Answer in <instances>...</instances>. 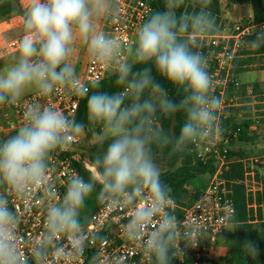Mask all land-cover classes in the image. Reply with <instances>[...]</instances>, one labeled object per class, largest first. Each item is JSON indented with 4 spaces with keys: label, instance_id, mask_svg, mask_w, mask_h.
<instances>
[{
    "label": "clouds",
    "instance_id": "9594fccd",
    "mask_svg": "<svg viewBox=\"0 0 264 264\" xmlns=\"http://www.w3.org/2000/svg\"><path fill=\"white\" fill-rule=\"evenodd\" d=\"M183 2L166 0L164 10L153 12L137 29L129 59L116 67L115 84L121 90L87 95L88 124L99 128L97 136L107 147L94 158L87 180L79 175L68 180L62 200L55 201V193L46 186L53 200L46 208L44 230L27 253L21 247L20 217L10 198L23 200L34 188L44 187L51 155L66 149L85 125L50 106L29 104L16 133L0 138V264L79 261L86 247L81 213L97 184L101 203L133 210L124 232L130 241H142L149 264H172L182 255L180 222L168 210L170 189L160 179L153 146L182 153L220 130V100L212 95L207 57L193 50L199 47L196 37L216 27L209 10L212 0H196L199 11L177 15ZM115 14L114 0H30L21 19L24 35L18 54L0 71V106L15 105L29 92L47 97L61 87L80 95L83 88L72 62L75 41L84 42L93 61H116L120 43L97 28L102 18ZM249 45L264 48V27ZM153 70L183 90L178 102L169 98ZM181 111L185 119L177 135L159 125L158 114L171 117ZM198 236L199 229L189 226L183 241L195 246ZM62 238L69 243L60 244ZM244 247L251 257L260 255L256 242L247 241Z\"/></svg>",
    "mask_w": 264,
    "mask_h": 264
},
{
    "label": "built area",
    "instance_id": "2783aa9c",
    "mask_svg": "<svg viewBox=\"0 0 264 264\" xmlns=\"http://www.w3.org/2000/svg\"><path fill=\"white\" fill-rule=\"evenodd\" d=\"M157 0H114L116 14L110 19H103L99 30L106 32L117 40L121 46V54L116 61L105 64L89 58L85 70L79 76L83 92L73 94L63 87L53 94L44 97L32 93L15 105L0 106V138H7L16 132L23 123L25 106L38 104L41 107H52L65 116L75 118L80 103L90 92L91 87L116 73L119 62L128 60V50L135 43L137 29L155 12ZM264 27V22L253 23L247 27H237L231 35L220 33L207 34L196 37L199 43L198 51H204L208 61L209 75L212 78V95L219 98L217 110L219 132H215L208 140L193 145L197 159L203 163L214 162L216 170L212 180L200 193L193 203L182 205L171 196L169 211L180 222V248L182 255L175 257L178 264H213V254L218 247V240L225 230L233 224L236 215V204L233 198V181L223 176L230 170L233 161L229 157L232 143L237 142L241 127L232 128V121L239 124L251 121L249 133L260 124L259 116H250L246 111L234 114V108L244 107L239 103L237 93L242 89L240 75L234 73L235 61L243 58L249 39L255 37V32ZM253 33V34H252ZM21 38L15 39L0 51V58L4 54L18 50ZM264 56V55H262ZM264 67V64H263ZM252 88L245 91L246 97L252 96ZM86 136L85 130L70 139L69 146L64 150H57L51 155L49 171L45 186H38L31 195L23 200L11 199V207L20 217L19 235L22 238V250L27 253L44 230L46 208L53 197L46 190L50 186L55 193V201H60L66 190L67 182L73 175L82 173L76 162L82 163L79 156L80 146ZM243 163V179L236 182L245 187L247 211L250 223L259 222V213L264 210L262 202L263 183L258 180L255 170L259 159L241 160ZM86 167V166H85ZM140 201L139 204H143ZM133 210L128 207L108 206L106 203L97 205L89 215L84 216L83 232L86 237L84 255L74 264H149L142 251V241H130L124 232ZM155 226V221H154ZM189 226L199 229L198 242L195 246H186L183 233ZM96 237L95 239L93 237ZM60 244H68L67 238H62ZM69 248L71 245L69 244ZM93 257H96L93 261ZM55 264H65L63 260Z\"/></svg>",
    "mask_w": 264,
    "mask_h": 264
},
{
    "label": "trees",
    "instance_id": "16d2710c",
    "mask_svg": "<svg viewBox=\"0 0 264 264\" xmlns=\"http://www.w3.org/2000/svg\"><path fill=\"white\" fill-rule=\"evenodd\" d=\"M20 1L21 0H7L3 3H0V13L4 17H7L16 12H20ZM222 1H226L228 5H251L253 23L256 24L264 22V0H212V4L210 5L209 10L211 11L212 15L217 18V22L219 20V16L221 15ZM165 3L166 0H157V2L155 3V11L164 10ZM197 11H199V5L196 0H184L183 4L176 10V14H191ZM210 33L214 34L215 32L212 31ZM254 38L255 37H251L249 41ZM193 50L197 51L198 49L194 48ZM245 55H264V48L245 51ZM245 65L246 64L244 58H237L235 61L234 73L237 75L243 74L245 71ZM153 75L167 89L170 99L178 102L183 97L184 92L182 89H178L176 86L169 84L166 80L156 74L155 70H153ZM115 80L116 73L110 75L102 82L97 83L99 85L98 89L93 85L87 95H90L93 91L97 90L106 92H115L121 90L116 86ZM243 87L244 89H246L245 86ZM86 100L87 96L84 97L80 103L76 120L84 123L86 137L89 140L97 135V133L99 132V128H94L93 126L88 124L86 116ZM184 119L185 114L182 111L177 112L174 116L171 117H164L158 114L159 125L171 135H177L179 133ZM251 124V121H245L241 124L232 121L233 129H236L238 127L242 128V131L240 132L238 138L239 142H252L254 140V136H249V128ZM105 148L106 146L103 149H100L98 154L102 153ZM153 153L155 157L162 158L167 162L170 171L166 174L161 175L160 179L163 184L166 185L168 189H170V195L175 199V201L182 205H185V202H183V198L188 194L187 186L192 182L198 180L202 175L212 176L216 170L213 161L203 163L199 159H197L192 144L189 145L187 149L182 153H171L170 147L161 149L153 146ZM233 156L234 154L231 150L229 152V157L232 159ZM75 164L80 169L83 178L87 180L90 176V171L85 167L83 163L76 162ZM230 166V170H234L235 173L228 176L230 172L229 170L224 174L223 177L229 181L234 182L232 185L233 198L235 200L237 212L235 218L233 219V226H235L236 224L237 225L234 227L231 233L223 236L222 244L227 249V254L225 256L219 257L218 259H213V264H264V210L259 213V222L257 224H259L260 226L250 223L251 219L247 211L245 187L241 184L236 183L243 179V163L241 161H238L235 163H231ZM99 191L100 185L97 184L95 191H93L91 196L87 199L85 207L82 210V223L84 221L83 217L93 212V210H95L97 205L99 204V200L97 199ZM199 193L200 192L193 196L190 203H193L198 198ZM262 202L264 204V190ZM247 241H254L258 244L260 248V255L258 257H251L245 250L244 245ZM218 244H221L220 238L218 240ZM172 264H178L175 258L173 259Z\"/></svg>",
    "mask_w": 264,
    "mask_h": 264
},
{
    "label": "rangeland",
    "instance_id": "374dc122",
    "mask_svg": "<svg viewBox=\"0 0 264 264\" xmlns=\"http://www.w3.org/2000/svg\"><path fill=\"white\" fill-rule=\"evenodd\" d=\"M7 0H0V3H3ZM252 8V7H251ZM250 8L248 6H244L242 8H237L236 10L233 9L231 5H227L226 1L221 2V15L219 16V20L217 22L216 19V27L213 32L231 35L237 27H247L253 24V20L249 17ZM3 15L0 13V18ZM24 34H16L13 38H19ZM246 51L252 50L249 44L246 46ZM244 55L245 60V74H253L256 75L259 73L264 72V56L262 55ZM254 77V76H253ZM252 92L251 97H246L245 91L248 89H242L238 91L237 96L239 97L238 102L244 103L245 106L241 108H234V114L243 110L248 113L250 116H259L260 124L257 128L250 132L249 136H254V140L252 142H234L232 144L231 150L234 156L232 157V163L241 161V160H249V159H259V163L256 164L255 170L257 173L258 180L263 183L264 187V81H261L258 78H255L251 84H248ZM254 85V86H253ZM32 94V93H31ZM107 147V142L103 145L101 144L97 135H95L92 139H87L84 137V140L80 146L79 156L81 157L82 163L86 166L89 170L91 166V162L93 158L97 156L100 149ZM156 163L160 167L161 175L166 174L170 171V168L167 162L159 157H155ZM231 168V166H230ZM231 172V173H230ZM229 175H233L235 173L234 170H230ZM212 177L210 175H202L199 177L198 180L192 182L187 186L188 194L186 197L183 198V202L190 203L193 196L196 195L198 192H201L204 187L211 183ZM255 225L260 226L259 224L255 223ZM233 224L230 225L223 235H221V244H218V247L214 251L213 254L214 259H218L223 255V236L231 233L233 231Z\"/></svg>",
    "mask_w": 264,
    "mask_h": 264
},
{
    "label": "crops",
    "instance_id": "0c3cea01",
    "mask_svg": "<svg viewBox=\"0 0 264 264\" xmlns=\"http://www.w3.org/2000/svg\"><path fill=\"white\" fill-rule=\"evenodd\" d=\"M29 2H30V0H21L20 1V5H21V11L20 12H16L14 14L7 16V17L3 16L0 18V51L7 44H9L10 42H12L15 39H18L17 37L13 38L14 35L23 33V29H22V25H21V19L23 16V12H24L25 8L28 6ZM227 5H228V3H227ZM231 6L233 7L234 10H236L237 8H242L244 6H248L250 8L249 17L251 19L253 18L251 5H231ZM101 20L97 23L98 29H99V25L101 23ZM21 37H19V38H21ZM17 54H18V50L10 51V52L4 54V56L0 58V71L6 69L11 63H13L14 58L16 57ZM88 60H89V57H88L87 52H86V45L84 44L83 41L77 39L75 41V44H74V52L72 54V62L75 65V69H76L78 76H81L83 74ZM255 78H258L261 81H264V72L257 74V76L253 75V74L251 75L249 73L248 74L243 73L240 75V79L242 81V84H243V86H245L246 89L250 88L248 84H251V82ZM31 93H34V92H29L25 96H28ZM15 133L16 132H13L11 135H14ZM223 250H224V252L222 255L225 256L227 254V249L223 248Z\"/></svg>",
    "mask_w": 264,
    "mask_h": 264
}]
</instances>
